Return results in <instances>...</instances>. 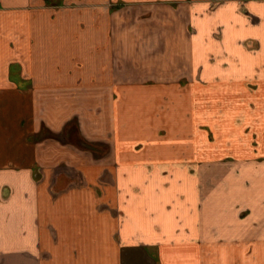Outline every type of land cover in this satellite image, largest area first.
<instances>
[{
  "label": "crops",
  "instance_id": "obj_1",
  "mask_svg": "<svg viewBox=\"0 0 264 264\" xmlns=\"http://www.w3.org/2000/svg\"><path fill=\"white\" fill-rule=\"evenodd\" d=\"M0 264H264V0H0Z\"/></svg>",
  "mask_w": 264,
  "mask_h": 264
},
{
  "label": "rangeland",
  "instance_id": "obj_2",
  "mask_svg": "<svg viewBox=\"0 0 264 264\" xmlns=\"http://www.w3.org/2000/svg\"><path fill=\"white\" fill-rule=\"evenodd\" d=\"M45 1H46V3H47L48 6H54L56 8L59 7L60 4H62V2H63V0H45ZM78 124H79L78 121H75V122L72 123V125H75V126H77ZM211 138H212V136H211ZM94 144H95V149L98 151L99 156L100 155H105L110 150V148L108 146L109 143H107V142L106 143H103V142L99 141V143H94ZM216 165L217 164H211V170H213L212 168L214 166H216Z\"/></svg>",
  "mask_w": 264,
  "mask_h": 264
}]
</instances>
